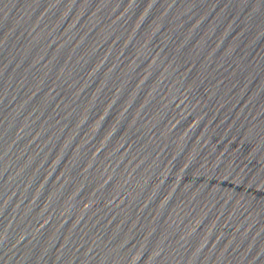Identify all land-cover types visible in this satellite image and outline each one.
I'll return each instance as SVG.
<instances>
[{"label":"water","instance_id":"1","mask_svg":"<svg viewBox=\"0 0 264 264\" xmlns=\"http://www.w3.org/2000/svg\"><path fill=\"white\" fill-rule=\"evenodd\" d=\"M0 264H264V0H0Z\"/></svg>","mask_w":264,"mask_h":264}]
</instances>
